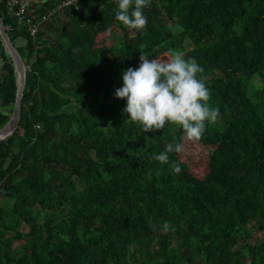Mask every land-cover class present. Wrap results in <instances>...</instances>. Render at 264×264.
I'll return each mask as SVG.
<instances>
[{
  "label": "trees",
  "instance_id": "obj_1",
  "mask_svg": "<svg viewBox=\"0 0 264 264\" xmlns=\"http://www.w3.org/2000/svg\"><path fill=\"white\" fill-rule=\"evenodd\" d=\"M5 1L26 75L18 126L0 141V264H264V0H151L144 32L115 19L114 0H79L35 36ZM169 49L195 58L220 111L191 140L208 155L200 175L180 152L178 174L153 160L189 139L172 125L143 132L115 97L141 50ZM15 93L0 38V127Z\"/></svg>",
  "mask_w": 264,
  "mask_h": 264
},
{
  "label": "clouds",
  "instance_id": "obj_2",
  "mask_svg": "<svg viewBox=\"0 0 264 264\" xmlns=\"http://www.w3.org/2000/svg\"><path fill=\"white\" fill-rule=\"evenodd\" d=\"M115 19L124 27L144 32L147 29L146 7L151 0H114ZM138 67L122 71L123 85L115 90V97L125 99L123 112L127 120L143 132L163 130L172 125L181 130L182 138L199 141L206 124H215L220 116L218 107L209 104L211 91L200 75L203 68L195 58L186 57L185 52L169 49L167 59L149 58L143 50ZM167 143L165 149L152 157L160 164H169L175 173H180L178 163L170 162V153L182 151L183 144ZM159 175V172H157ZM151 179L152 172L147 174ZM169 224L163 225L167 231Z\"/></svg>",
  "mask_w": 264,
  "mask_h": 264
},
{
  "label": "water",
  "instance_id": "obj_3",
  "mask_svg": "<svg viewBox=\"0 0 264 264\" xmlns=\"http://www.w3.org/2000/svg\"><path fill=\"white\" fill-rule=\"evenodd\" d=\"M45 0H41L44 2ZM1 4V0H0ZM17 34L12 32V29H9L5 26L1 14H0V38L4 46V50L10 56L14 73L16 78V93H15V101L12 113L9 119L0 127V141L7 139L9 136L13 134L18 126V121L21 113V102L23 96L25 75H26V66L24 61L17 50L13 40H15ZM19 37V36H18Z\"/></svg>",
  "mask_w": 264,
  "mask_h": 264
},
{
  "label": "built area",
  "instance_id": "obj_4",
  "mask_svg": "<svg viewBox=\"0 0 264 264\" xmlns=\"http://www.w3.org/2000/svg\"><path fill=\"white\" fill-rule=\"evenodd\" d=\"M41 0H6L5 7L11 17L19 20L25 19L28 32L35 36L42 23L52 20L63 8L77 6L79 0H60L47 7L43 12L35 14L29 9L31 2L38 3ZM36 48L38 45L35 46Z\"/></svg>",
  "mask_w": 264,
  "mask_h": 264
},
{
  "label": "rangeland",
  "instance_id": "obj_5",
  "mask_svg": "<svg viewBox=\"0 0 264 264\" xmlns=\"http://www.w3.org/2000/svg\"><path fill=\"white\" fill-rule=\"evenodd\" d=\"M121 34V31L118 30L116 32V35ZM15 46H18L20 48H23L24 46V40L23 38L17 37L15 40ZM107 44H111L113 43V40H107L106 41ZM24 51V48H23ZM251 85V89L252 90H257L261 87L262 85V81L260 79L259 76H253V78L251 79L250 82ZM0 109H2L0 107ZM180 158L184 161L189 162V164L191 165L194 173H196L197 175L202 174L203 172L206 171V166H207V159H208V155L205 149L200 148L199 145L192 143L191 140H186L182 151L180 152ZM8 202L7 198L5 197H0V206L5 205V203ZM261 238H264L262 234H258Z\"/></svg>",
  "mask_w": 264,
  "mask_h": 264
}]
</instances>
